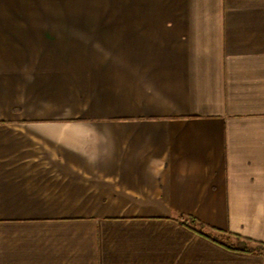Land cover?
<instances>
[{
    "label": "crops",
    "instance_id": "crops-1",
    "mask_svg": "<svg viewBox=\"0 0 264 264\" xmlns=\"http://www.w3.org/2000/svg\"><path fill=\"white\" fill-rule=\"evenodd\" d=\"M225 236L264 243V0H0V264H264Z\"/></svg>",
    "mask_w": 264,
    "mask_h": 264
},
{
    "label": "trees",
    "instance_id": "trees-1",
    "mask_svg": "<svg viewBox=\"0 0 264 264\" xmlns=\"http://www.w3.org/2000/svg\"><path fill=\"white\" fill-rule=\"evenodd\" d=\"M191 222H195L196 220L194 218H189ZM182 223L186 224V225H190L189 223V220L188 219H185V220H182ZM200 233H202L203 235L209 237V238H213L216 240L215 236L211 233H204L200 230H198ZM239 239L241 240L242 238H240L241 236H238ZM242 241H244V245L243 246H234V245H231L229 244V248H232V249H239V250H242V251H247V252H258V253H264V243L262 242H256L255 243V247H251L249 245H247V242H251V240L249 239H242Z\"/></svg>",
    "mask_w": 264,
    "mask_h": 264
},
{
    "label": "rangeland",
    "instance_id": "rangeland-1",
    "mask_svg": "<svg viewBox=\"0 0 264 264\" xmlns=\"http://www.w3.org/2000/svg\"><path fill=\"white\" fill-rule=\"evenodd\" d=\"M231 245H236V246H243L244 245V241L239 240V239H235V238H230L228 236L224 237ZM247 245L251 246V247H255V244H252L250 242H247Z\"/></svg>",
    "mask_w": 264,
    "mask_h": 264
}]
</instances>
